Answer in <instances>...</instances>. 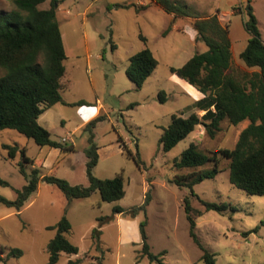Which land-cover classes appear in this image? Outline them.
Segmentation results:
<instances>
[{"label":"rangeland","instance_id":"rangeland-1","mask_svg":"<svg viewBox=\"0 0 264 264\" xmlns=\"http://www.w3.org/2000/svg\"><path fill=\"white\" fill-rule=\"evenodd\" d=\"M183 1L194 14H217L228 27L234 69L242 73L258 70L249 69L240 57L251 37L244 26L249 0ZM250 4L264 40V0H251ZM50 5L48 0L40 8L48 9ZM14 8L12 0H0V11ZM57 18L67 54L64 83L68 87L62 92L67 104L58 103L46 110L39 123L49 130L53 140L72 143L75 151L64 154L59 149L39 146L15 130L0 131V177L9 183L0 185V196L15 200L18 190L27 183L18 165L20 152L9 159L5 144L26 149V155L35 161L27 165V173L38 168L41 176L52 174L72 185L87 186L88 133L84 127L98 115H105L106 120L94 131L100 155L94 173L100 179L122 174L126 195L108 203L96 191L88 198L69 202L57 186L41 181L21 211L0 204V256L6 260L9 250L23 251L20 258L10 257L5 262L0 260V264H47L48 244L56 235V230L48 227L63 216L71 222L67 237L79 247V253H63L57 264H159L142 255L139 224L145 219L151 251L156 255L166 251L161 257L165 264H205L204 251L190 237L183 203L190 190L173 182L177 174L191 170H177L174 160L191 143L209 154L217 149H234L249 121L232 125L225 119L213 138L199 125L171 151L163 152L159 140L173 114H205L195 110L191 85L170 72V67H181L196 53L208 49L204 42L195 41L193 19H175L153 0H60ZM146 47L152 50L158 66L137 89L126 70L130 58ZM4 73L0 68V76ZM161 91L166 92L164 103ZM81 100L92 106L71 105ZM137 145L141 167L127 152L136 154ZM229 165L230 160L220 156L218 167L222 172L194 186L198 197H191V204L203 214L195 215L196 234L202 245L216 254V264H264V228L247 234L264 220V196L249 195L234 186ZM212 166L210 163L198 170ZM149 190L152 200L146 213L141 211L135 218L127 213L113 214L115 206L127 210L141 206ZM201 200L226 204L227 210L206 212ZM94 230L99 231V239L93 237Z\"/></svg>","mask_w":264,"mask_h":264},{"label":"trees","instance_id":"trees-1","mask_svg":"<svg viewBox=\"0 0 264 264\" xmlns=\"http://www.w3.org/2000/svg\"><path fill=\"white\" fill-rule=\"evenodd\" d=\"M48 0H12L15 8L10 11H0V68L5 73L0 76V131L15 130L42 147L48 146L59 149L67 154L75 151L74 145L53 140L48 129L40 125V116L58 103L67 104L62 92L68 87L64 83L67 74V54L57 18V6L60 0H50V8L41 9L40 5ZM166 13L175 19L188 17L193 19V26L197 32L196 39L204 42L208 49L203 53H196L181 67H170V72L188 82L200 91L204 97L194 103V107L205 111L203 116L193 112L188 117L183 114H173L172 121L164 128L159 143L163 152H169L181 141L188 138L199 125L205 127L210 137H215L221 130V122L227 119L232 125L249 121V125L242 131L234 149H217L212 154L201 151L198 146H190L174 160L177 170L190 169L191 172L177 174L173 182L180 188H188L189 195L183 203L187 220L190 225V237L204 251L202 260L205 264H216V254L207 250L196 234L195 211L191 204V197H198L194 186L206 179H214L222 172L219 169L220 156L230 160V181L237 188L249 195L264 196V40L258 25L253 7H246L248 19L244 26L251 37L245 49L240 53L245 65L257 68L254 72H239L233 67L232 40L227 26H224L218 15L200 16L194 14L183 0H153ZM130 8L131 5H116ZM148 6H144L146 9ZM140 9V8H139ZM147 42L146 38H142ZM158 60L152 50L146 47L130 58L126 70L127 77L141 89L146 80L154 73ZM161 102L167 99L166 92H160ZM73 106H92L81 100L71 104ZM137 103L130 107L134 108ZM106 120L105 115H98L84 127L88 133V147L86 174L89 180L87 186L72 185L66 179L52 174L40 175V170L34 168L27 173V165H34L26 155L25 148L17 144H5L9 159H15L18 151L22 160L18 163L20 172L27 179L26 185L17 192V198L10 200L0 196V204L13 207L18 211L25 206L29 198L38 190L41 181L57 186L66 198H88L98 191L104 202L112 203L123 199L126 195L125 181L122 174L110 179L98 178L94 170L99 163V146L95 141L97 125ZM127 149V148H126ZM124 149V150H126ZM128 156L141 167L143 161L137 145V152L128 150ZM212 168L198 170L207 164ZM0 185L9 183L0 177ZM152 200L151 190L146 195L141 206L125 209L115 206L113 214H129L135 218L139 212L146 213ZM205 211L223 213L226 204H217L201 200ZM147 219L139 224L142 241V255L151 262L165 264L162 256L166 251L156 255L152 253L146 231ZM264 228V220L254 230L258 232ZM48 229L56 230V235L48 244L49 259L47 264H57L63 253L74 255L79 253V247L67 237L71 231L70 220L63 216L54 226ZM93 237L99 239V231H93ZM3 251V250H2ZM21 249H11L4 260L10 257L20 258ZM6 264V263H5ZM77 264V261H71ZM93 264H103L96 261Z\"/></svg>","mask_w":264,"mask_h":264},{"label":"crops","instance_id":"crops-1","mask_svg":"<svg viewBox=\"0 0 264 264\" xmlns=\"http://www.w3.org/2000/svg\"><path fill=\"white\" fill-rule=\"evenodd\" d=\"M196 37H197V34H196V36H195V41L196 42H199L197 39H196ZM201 42V41H200ZM232 47H233V42H232ZM245 49V48H244ZM243 49V50H244ZM207 51V50H206ZM233 58H235L234 56H233ZM179 78V77H178ZM182 80V79H181ZM184 81V80H183ZM186 82V81H185ZM186 83H188V82H186ZM189 84V83H188ZM190 85V84H189ZM190 89L192 90V91H194V95H195V101L193 102V104L196 102V101H198V100H200V99H202L203 97H204V95L200 92V91H198L194 86H192L191 85V87H190ZM192 104V105H193ZM195 110H197L198 112H202V114H204L205 113V111H201V110H199V109H195Z\"/></svg>","mask_w":264,"mask_h":264}]
</instances>
